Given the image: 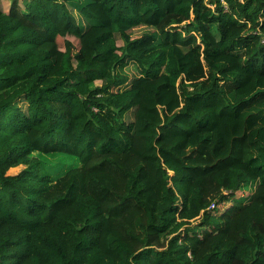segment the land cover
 Returning <instances> with one entry per match:
<instances>
[{
    "label": "trees",
    "instance_id": "1",
    "mask_svg": "<svg viewBox=\"0 0 264 264\" xmlns=\"http://www.w3.org/2000/svg\"><path fill=\"white\" fill-rule=\"evenodd\" d=\"M0 264H264V0L0 7Z\"/></svg>",
    "mask_w": 264,
    "mask_h": 264
},
{
    "label": "rangeland",
    "instance_id": "2",
    "mask_svg": "<svg viewBox=\"0 0 264 264\" xmlns=\"http://www.w3.org/2000/svg\"><path fill=\"white\" fill-rule=\"evenodd\" d=\"M20 1L21 2L25 1L28 3L30 0H20ZM11 2H12V0H0V7H2L4 10L7 11L10 7ZM149 31H152V29L148 28V27H138V28H135L134 30H132L131 34H132L133 38H139V37L143 36V34L145 32H149ZM67 41H70L73 44L75 52H76V54H78L79 48H80L79 40L70 36V35H64V36L61 35L58 37V44H59L60 48L62 50H65ZM119 45L121 46L122 42H119ZM125 70H126L127 74L130 76L131 81H133L135 78L138 79V77L140 76L139 71L136 70L135 66L132 64L129 65ZM24 108H25V106H24ZM37 156H39V155L37 154ZM70 165H77L76 158L67 157L62 162L57 164L55 171H54V176L56 178L60 177L69 168ZM24 168H25L24 166L13 168L9 171V174L10 175L18 174ZM198 222L199 221H196L195 224H197Z\"/></svg>",
    "mask_w": 264,
    "mask_h": 264
}]
</instances>
